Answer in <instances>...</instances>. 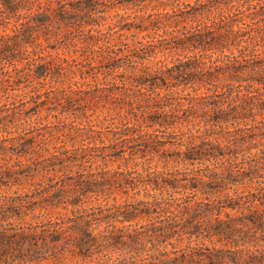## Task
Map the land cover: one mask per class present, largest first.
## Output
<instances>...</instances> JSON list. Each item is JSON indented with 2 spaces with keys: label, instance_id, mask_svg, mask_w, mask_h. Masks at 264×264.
I'll use <instances>...</instances> for the list:
<instances>
[{
  "label": "trees",
  "instance_id": "obj_1",
  "mask_svg": "<svg viewBox=\"0 0 264 264\" xmlns=\"http://www.w3.org/2000/svg\"><path fill=\"white\" fill-rule=\"evenodd\" d=\"M130 1L147 0H0V110L40 96L93 33L149 28L113 22ZM159 1L173 8L155 21L160 44L106 57L122 126L98 131L112 134L101 154L127 168L73 184L134 199L0 224V264H264V0Z\"/></svg>",
  "mask_w": 264,
  "mask_h": 264
},
{
  "label": "rangeland",
  "instance_id": "obj_2",
  "mask_svg": "<svg viewBox=\"0 0 264 264\" xmlns=\"http://www.w3.org/2000/svg\"><path fill=\"white\" fill-rule=\"evenodd\" d=\"M137 3H119L123 6L111 11V14L119 12L113 22L126 18L124 23L149 28L120 32L114 28L107 37L93 33L101 39H90L77 52L72 49L61 75L42 87L40 96L25 98L31 99L27 104L18 96L10 100L14 102L8 104L10 108L0 110V224L58 220L104 209L106 214L116 204L134 199L116 191L110 195L82 194L73 184L79 176L99 177L105 171L112 173L127 168L122 159L106 161L101 154V148L111 143L112 134L106 132L100 140L98 131L122 126L116 115V94L109 91L115 84L122 85V80L119 73H110L112 62L106 61V57L115 52L122 54V48L133 40L159 45V39L166 37L167 32L155 21L161 12L173 9L159 0ZM156 58L165 59L166 55L162 51L153 60ZM29 165L31 169L26 168ZM77 199L83 202H70ZM13 201L22 207L23 214L10 210ZM5 211H9V217ZM106 224L107 220L102 227ZM118 253L119 250L115 251L112 260L118 258ZM76 260L70 258L68 262Z\"/></svg>",
  "mask_w": 264,
  "mask_h": 264
}]
</instances>
